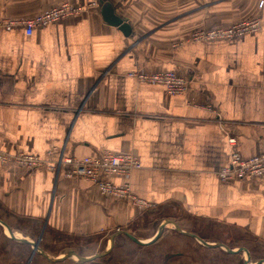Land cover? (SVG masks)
Segmentation results:
<instances>
[{"label": "crops", "instance_id": "obj_1", "mask_svg": "<svg viewBox=\"0 0 264 264\" xmlns=\"http://www.w3.org/2000/svg\"><path fill=\"white\" fill-rule=\"evenodd\" d=\"M93 1L0 0V22L64 2L85 7L32 36L21 27L0 30V147L51 162L134 153L141 167L113 182L129 183L148 205L103 196L92 182L62 172L0 168V221L21 236L9 238L0 224L8 247H0V264H78L50 262L22 238L53 258L67 250L99 256L84 264H110L118 241L135 248L127 256L135 264L184 263L182 252L161 256L167 234L195 243L199 258L188 260L195 264H264V178L219 177L231 153L264 154V0H107L131 25L130 37L107 24ZM252 19L261 22L258 32L191 40ZM138 70L176 71L190 90L168 94L129 77ZM160 214L165 221L152 223ZM48 237L64 248H45Z\"/></svg>", "mask_w": 264, "mask_h": 264}, {"label": "built area", "instance_id": "obj_2", "mask_svg": "<svg viewBox=\"0 0 264 264\" xmlns=\"http://www.w3.org/2000/svg\"><path fill=\"white\" fill-rule=\"evenodd\" d=\"M90 5H95V0ZM263 5L264 1H261L260 7ZM84 8L73 5L71 2H64L31 19L0 22V30L11 31L15 27H21L27 36H32L38 29L79 15L84 11ZM260 29V20L246 21L224 30L199 31L192 35L191 40L234 39L258 32ZM129 77L140 83L163 86L171 95H186L190 90V81L176 71L148 72L138 70L131 72ZM229 144L234 146L236 139L229 138ZM6 167L26 168L31 171L46 168L57 174L62 172L68 178L92 182L103 196L112 197L127 205L139 208L148 205L134 195L129 183L117 185L113 182L114 178L127 180L131 172L141 167L139 159L134 153L105 152L99 156L82 159L61 158L56 162H51L22 151L11 153L0 147V168ZM219 177L227 183L264 178V154L245 158L239 153H231L227 165L219 172Z\"/></svg>", "mask_w": 264, "mask_h": 264}, {"label": "rangeland", "instance_id": "obj_3", "mask_svg": "<svg viewBox=\"0 0 264 264\" xmlns=\"http://www.w3.org/2000/svg\"><path fill=\"white\" fill-rule=\"evenodd\" d=\"M259 7H260V4H259ZM253 20H258V19H252V20H246V21L249 22V21H253ZM246 21H242V22H246ZM242 22H240V23H242ZM235 25H237V24H235ZM235 25H233V26H235ZM226 29H228V28H226ZM215 30H218V29H215ZM222 30H224V29H222ZM206 31H212V30H206ZM164 216L165 215H163V214H160L157 217L155 216L151 222L156 223V224L162 223L163 221H165V220H163ZM7 236H8V234H7ZM18 236L21 237L20 235H18ZM51 238L52 237H48L47 243H42V244L45 248H49L51 251L58 253L61 249L64 248L63 247L64 245L58 244L57 241H56L57 244H55L54 243L55 241L53 240L54 238H52V239ZM33 241L37 242V240H33ZM190 242L191 241L184 240L177 235L167 234V235H165L163 241L161 242V245L159 248L160 254H161V256L168 257V255H170L174 252H182V253H185V255H186L185 259L187 260V261H184V263H183V261H181L182 264H195L193 262H189L188 260H189V258H190V260L194 259V258H199V256H198L199 251H198V249H197L198 247L195 245V243H193V241L191 243ZM6 246L7 245H5L2 241H0V247H2L1 249L5 250V248H8ZM114 247L115 248L113 249V252L111 253L113 257H112V261L110 262V264H135L136 263L135 260L132 259V257L136 254L135 253L136 250L134 247H131L129 245V243L118 241L115 243ZM12 251H13V249H12ZM65 251H66V249H65ZM16 253H17V250H16ZM140 254H141V252H140ZM146 254L151 256V251L148 253H145L144 255H146ZM127 256H132V257L128 258ZM166 257H164V259H166ZM182 260H184V259L182 258ZM175 264H178V263H175Z\"/></svg>", "mask_w": 264, "mask_h": 264}, {"label": "water", "instance_id": "obj_4", "mask_svg": "<svg viewBox=\"0 0 264 264\" xmlns=\"http://www.w3.org/2000/svg\"><path fill=\"white\" fill-rule=\"evenodd\" d=\"M98 2L101 5V8H102L101 13H102V16H103V19L105 20V22L111 26L119 28L120 31L123 32V34L126 37H130L132 35V32H133L131 25L126 20H124L123 18H121L120 16H118L115 13V9L107 0H99ZM0 224L2 226H4V228L6 229V234H8L9 238H12V239L20 238L19 236L15 235L4 222L0 221ZM172 224L175 226V228L178 232L183 233L175 223H172ZM120 233L126 234L131 240H133L134 242H136L138 244H141V242L139 240H137L134 236H132L126 232H120ZM160 235H161V230L159 231V234L157 237H159ZM186 235H188L192 238L198 239L197 236H195L194 234L187 233ZM198 240L203 245L210 246L209 244H207L203 240H200V239H198ZM22 241L29 244L33 248V254H36V253L40 254L43 257H45L47 260H49L50 262H53V263L63 261L66 258H73L78 264H84L87 261H90V260H93V259L99 257L98 255H96L93 257H89V258H83V257L78 256L73 250H67L65 253L62 254V256L60 258H53L50 255H48L46 252L42 251L39 248V245L37 242H34L33 240H31L29 238H22ZM213 246L224 247L223 245H220V244H215ZM224 248L228 252H232L230 249H228L226 247H224Z\"/></svg>", "mask_w": 264, "mask_h": 264}]
</instances>
